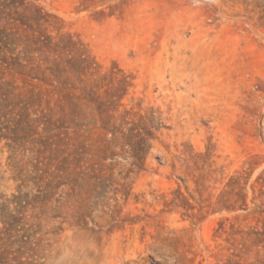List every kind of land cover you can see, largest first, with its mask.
Wrapping results in <instances>:
<instances>
[{
    "label": "rangeland",
    "instance_id": "rangeland-1",
    "mask_svg": "<svg viewBox=\"0 0 264 264\" xmlns=\"http://www.w3.org/2000/svg\"><path fill=\"white\" fill-rule=\"evenodd\" d=\"M27 1L91 69L0 74V264H264V0Z\"/></svg>",
    "mask_w": 264,
    "mask_h": 264
},
{
    "label": "trees",
    "instance_id": "trees-1",
    "mask_svg": "<svg viewBox=\"0 0 264 264\" xmlns=\"http://www.w3.org/2000/svg\"><path fill=\"white\" fill-rule=\"evenodd\" d=\"M51 17L27 0H0V74H18L47 83L68 70H90V62L71 38L45 33ZM75 56L63 61L62 56Z\"/></svg>",
    "mask_w": 264,
    "mask_h": 264
},
{
    "label": "clouds",
    "instance_id": "clouds-1",
    "mask_svg": "<svg viewBox=\"0 0 264 264\" xmlns=\"http://www.w3.org/2000/svg\"><path fill=\"white\" fill-rule=\"evenodd\" d=\"M58 225L48 218L43 222V231L52 233L54 239L39 249L38 264H113L108 253L101 250L95 236L85 229L76 228L71 236L61 238L56 232ZM162 264H170L171 252L161 254Z\"/></svg>",
    "mask_w": 264,
    "mask_h": 264
}]
</instances>
